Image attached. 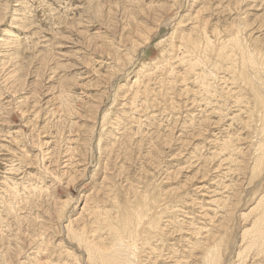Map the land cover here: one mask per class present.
Wrapping results in <instances>:
<instances>
[{"label": "rangeland", "instance_id": "374dc122", "mask_svg": "<svg viewBox=\"0 0 264 264\" xmlns=\"http://www.w3.org/2000/svg\"><path fill=\"white\" fill-rule=\"evenodd\" d=\"M263 126L264 0H0V264H264Z\"/></svg>", "mask_w": 264, "mask_h": 264}, {"label": "bare ground", "instance_id": "6f19581e", "mask_svg": "<svg viewBox=\"0 0 264 264\" xmlns=\"http://www.w3.org/2000/svg\"><path fill=\"white\" fill-rule=\"evenodd\" d=\"M23 7V6H22ZM228 8V7H227ZM17 9V8H16ZM257 9V8H256ZM100 11V10H99ZM198 22V21H197ZM238 23V22H237ZM157 25V24H156ZM155 25V26H156ZM204 34V33H203ZM146 38V37H145ZM243 38V37H242ZM248 39V38H247ZM147 40V39H146ZM214 41V40H213ZM125 43H127V42H125ZM194 45H195V43H194ZM196 45H198V44H196ZM195 45V46H196ZM231 47V46H230ZM237 47H239V46H237ZM227 48H229V47H227ZM236 48V47H235ZM242 50V49H241ZM257 51V50H256ZM190 52V51H189ZM192 53V52H191ZM187 54V53H186ZM230 54V53H229ZM250 54V53H249ZM257 55V54H256ZM261 55V54H260ZM116 57V56H115ZM220 57V56H219ZM259 57V56H258ZM225 58V57H224ZM207 59V58H206ZM186 63V62H185ZM199 63V62H198ZM199 65V64H198ZM143 67V66H142ZM199 67V66H198ZM235 68V67H234ZM263 70V69H262ZM259 71V70H258ZM199 72V71H198ZM243 72V71H242ZM217 73V72H216ZM251 73V72H250ZM218 74V73H217ZM259 77V76H258ZM200 78V77H199ZM261 78V77H260ZM138 79V78H137ZM202 81V80H201ZM234 82V81H233ZM203 83V82H202ZM218 83V82H217ZM263 83V82H262ZM170 84V83H169ZM208 84V83H207ZM249 84V83H248ZM200 85V84H199ZM211 86V85H210ZM224 86V85H223ZM205 87V86H204ZM231 87V86H230ZM209 88V87H208ZM204 90V89H203ZM206 91V90H205ZM237 92H238V90H237ZM194 99V98H193ZM249 101V100H248ZM261 101V100H260ZM203 102V101H202ZM205 103V102H204ZM209 103V102H208ZM234 103V102H233ZM259 103V102H258ZM3 108V107H2ZM144 108V107H143ZM2 111V110H1ZM201 111V110H200ZM262 111V110H261ZM151 114V113H150ZM237 117V116H236ZM264 127V126H263ZM255 134V133H254ZM256 138V137H255ZM264 139V138H263ZM262 142V141H261ZM258 146V145H257ZM259 146H260V144H259ZM223 149V148H222ZM248 149V148H247ZM239 151V150H238ZM50 154V153H49ZM264 155V154H263ZM261 158V157H260ZM263 159H264V157H263ZM254 174V173H253ZM250 180V179H249ZM139 191V190H138ZM141 191V190H140ZM141 200V199H140ZM149 211V210H148ZM135 215V214H134ZM145 216H146V214H145ZM142 217H144V215L142 216ZM149 216H148V214H147V216L145 217L146 219L148 218ZM150 218V217H149ZM130 220H131V218H130ZM135 220V219H134ZM138 220V219H137ZM137 220H136V222H137ZM140 220V219H139ZM147 222V221H146ZM145 222V223H146ZM151 222V221H150ZM132 223V222H131ZM133 223H134V221H133ZM152 223V222H151ZM125 224V223H124ZM139 224V223H138ZM147 224V223H146ZM154 224V223H153ZM144 225V224H143ZM149 225V224H148ZM148 225H147V227H148ZM156 225V224H155ZM139 226V225H138ZM138 226H137V229H139L138 228ZM199 226V225H198ZM144 227V226H143ZM115 228V227H114ZM128 228H129V226H128ZM150 228V227H149ZM66 229V228H65ZM115 229H117V228H115ZM122 229V228H121ZM144 229V228H143ZM152 229H153V227H152ZM152 229H150V230H152ZM204 229V228H203ZM113 230V229H112ZM117 230H119V228L117 229ZM150 230H148V231H150ZM114 231V230H113ZM126 231V230H125ZM138 231V230H137ZM144 231V230H143ZM146 231V230H145ZM117 232H119V231H117ZM130 232V231H129ZM152 232V231H151ZM116 233V232H115ZM121 233V232H120ZM139 233V232H138ZM148 233V232H147ZM126 234V233H125ZM128 234V233H127ZM130 235L132 234V231L129 233ZM137 234V233H136ZM144 234V233H143ZM154 235H155V233H153ZM119 235V234H118ZM134 235H135V233H134ZM134 235H132V236H134ZM153 235V236H154ZM115 236V235H114ZM136 236V235H135ZM144 236V235H143ZM149 236H150V233H149ZM57 237V236H56ZM130 237V236H129ZM137 237H138V235H137ZM145 237V236H144ZM157 237V236H156ZM117 238V237H116ZM122 238V237H121ZM140 238V237H139ZM139 238H136L135 237V239L137 240V241H135V242H138L139 243V241L138 240H140ZM146 239H147V236L145 237ZM113 239H115V238H113ZM118 239H120V238H118ZM117 239V240H118ZM126 239V238H125ZM124 239V240H125ZM132 239V238H131ZM146 239H144L145 241H146ZM150 239V238H149ZM117 240H114V241H116L117 242ZM142 240V239H141ZM151 240H153V239H151ZM123 241V240H122ZM125 241H128V245L130 244L129 242L131 241L130 239H126ZM117 243H120L121 245H122V243L120 242V240L117 242ZM116 243V244H117ZM143 243V242H142ZM142 243H141V247H139L137 244H134V245H137V247H138V249H140V248H142ZM115 244V243H114ZM113 244V245H114ZM123 244H124V242H123ZM132 244V243H131ZM146 244V243H145ZM144 245V244H143ZM145 246V245H144ZM143 246V247H144ZM205 246V245H204ZM203 246V247H204ZM111 247H113L114 248V246H111ZM118 247V246H117ZM117 247H115V249L117 248ZM122 247V246H121ZM124 247H126V246H124ZM129 247V246H128ZM128 247H126V248H128ZM130 247H132V248H134V246H131L130 245ZM136 247V246H135ZM201 247H202V245H201ZM202 247V248H203ZM206 248H207V246H205ZM137 249V248H136ZM136 249H135V251H136ZM144 249V248H143ZM205 249V248H204ZM118 252H116L114 255L115 256H111V254H101L100 253V255L103 257L102 259L104 260H106L107 262H106V264H124V260L122 259V256H123V253L125 254V252H123L122 250H121V248H119L118 247ZM132 249H130V250H128V251H131ZM141 250V249H140ZM207 250V249H206ZM205 250V256L202 258V260H204V262H202V263H204V264H209V257H210V254H209V252H207ZM114 251V250H113ZM79 252V251H78ZM133 252H134V250H133ZM152 252V251H151ZM155 253V252H154ZM157 253V252H156ZM169 253V252H168ZM129 253H127V256H129L128 255ZM133 254H131L130 256H132ZM135 255V254H134ZM138 255V254H137ZM157 255H159V254H157ZM164 255V254H163ZM168 256H170L169 254H167ZM202 253H201V256L200 257H202ZM126 256V255H125ZM159 256H161V255H159ZM166 256V255H165ZM168 256H167V259H168ZM172 256V255H171ZM177 256V255H176ZM142 257V256H141ZM181 257V256H180ZM124 258V257H123ZM126 258V257H125ZM178 258V257H177ZM155 259V258H154ZM163 259H165V257H163ZM170 259H171V257H170ZM185 259V258H184ZM128 260V259H127ZM130 260H132V259H130ZM159 260H162V257H161V259H159ZM172 261V260H171ZM186 261V260H185ZM127 262V261H126ZM179 262V261H178ZM177 262V263H178ZM181 262V261H180ZM180 262L178 263V264H180ZM128 263V262H127ZM140 263V262H139ZM175 263V262H174ZM173 264V263H172Z\"/></svg>", "mask_w": 264, "mask_h": 264}]
</instances>
